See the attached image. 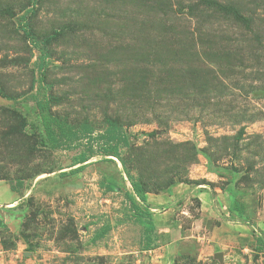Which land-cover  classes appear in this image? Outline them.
I'll return each mask as SVG.
<instances>
[{
  "label": "rangeland",
  "instance_id": "1",
  "mask_svg": "<svg viewBox=\"0 0 264 264\" xmlns=\"http://www.w3.org/2000/svg\"><path fill=\"white\" fill-rule=\"evenodd\" d=\"M257 238L264 0H0V264H264Z\"/></svg>",
  "mask_w": 264,
  "mask_h": 264
},
{
  "label": "trees",
  "instance_id": "2",
  "mask_svg": "<svg viewBox=\"0 0 264 264\" xmlns=\"http://www.w3.org/2000/svg\"><path fill=\"white\" fill-rule=\"evenodd\" d=\"M38 105H39L40 117H41V120H42V123L44 126V130H45L48 138L53 140L56 137V135L59 133L62 126H61L59 120L50 114V112L48 110V106L45 102L40 100V101H38ZM115 150L116 149L109 150V154L115 155V153H116ZM89 159H90V156L86 152L80 154V156L77 159V164H76V165H80V166L75 168V170H72V172H75L76 170L80 169V167H82V165H84V163L87 162ZM110 185H111V187L115 186V184L112 182H110ZM131 185L133 187V190L137 194L138 198L145 202L147 200V197H146V194L143 191L141 185L136 181H132ZM130 199H131V202H132L134 208L137 209L138 212L141 213L143 216L147 217V221H148L147 222V228L149 230L155 229L154 221H153V218H152L150 211L148 209L140 208L139 204L136 202L134 197H131ZM257 242L264 245V240H262L261 238H257Z\"/></svg>",
  "mask_w": 264,
  "mask_h": 264
},
{
  "label": "crops",
  "instance_id": "3",
  "mask_svg": "<svg viewBox=\"0 0 264 264\" xmlns=\"http://www.w3.org/2000/svg\"><path fill=\"white\" fill-rule=\"evenodd\" d=\"M203 194L205 195V194H209V192L207 191V190H204L203 191Z\"/></svg>",
  "mask_w": 264,
  "mask_h": 264
}]
</instances>
